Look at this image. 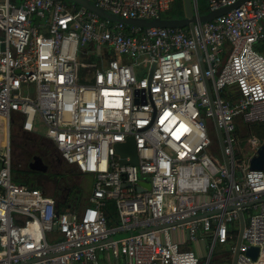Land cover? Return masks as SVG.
<instances>
[{"label": "built area", "instance_id": "1", "mask_svg": "<svg viewBox=\"0 0 264 264\" xmlns=\"http://www.w3.org/2000/svg\"><path fill=\"white\" fill-rule=\"evenodd\" d=\"M88 1L153 21L177 0ZM206 4L200 14L190 0L192 37L188 27L130 26L60 0H0V264H98L99 253L122 264H213L216 246L237 238L238 210L247 216L235 264H264V167H249L264 139L241 131L264 123V0ZM18 121L93 177L83 209L59 212L46 191L13 181ZM129 138L136 164L116 152Z\"/></svg>", "mask_w": 264, "mask_h": 264}, {"label": "rangeland", "instance_id": "2", "mask_svg": "<svg viewBox=\"0 0 264 264\" xmlns=\"http://www.w3.org/2000/svg\"><path fill=\"white\" fill-rule=\"evenodd\" d=\"M199 13L204 14L206 12V0H197ZM93 4L92 1L89 2ZM71 4V3H69ZM184 5L182 0H177L171 5L170 9L161 14L162 18L170 19H182L184 18ZM255 48H259L256 46ZM146 72L147 67L143 68ZM31 96L33 94L31 93ZM40 137L45 135V127L38 126L35 132ZM10 155L12 163V178L17 179L18 183L26 184L29 186H35L43 188L48 194H54V196L60 197L62 193L66 194L70 188V196L75 195L78 197V203H86L88 195L91 193L93 186V177L90 175H76L66 164L59 158L57 151L47 141L38 138L37 141L22 140L17 134L16 129L10 131ZM40 156L46 165L45 172H36L28 170L29 163L32 162L33 156ZM61 200V199H60ZM76 208V207H74ZM106 210L113 216H116V205L115 201L109 200L106 203ZM246 218L247 213H244ZM239 230V228H238ZM234 238L228 241L224 245H217L213 256L216 260L213 264H231V248L236 244ZM209 244V243H208ZM192 250L194 246L189 245ZM202 255L205 257L208 246L201 244ZM104 255L99 253L100 264H104ZM113 259V258H112ZM111 259V260H112Z\"/></svg>", "mask_w": 264, "mask_h": 264}, {"label": "water", "instance_id": "3", "mask_svg": "<svg viewBox=\"0 0 264 264\" xmlns=\"http://www.w3.org/2000/svg\"><path fill=\"white\" fill-rule=\"evenodd\" d=\"M53 1H58V0H53ZM60 1H63L65 4L71 3L77 7H82V8H84L90 12L95 13L96 15H98L101 18L108 19V20L114 21V22H123L127 25H130V26H135V27H140V28H150V27L186 28V27H188L192 33V37H194L193 24L196 22V18L192 17L190 0H183L184 13H185L184 18H182V19L158 18V19H155L153 21H146V20H140V19H126V20L118 19L116 17L108 15L102 9L97 8L94 5L90 4L88 0H60ZM240 2L241 1L235 3L234 5H232L230 7L221 8L219 10L209 12L206 15L199 16L198 21L199 22L211 21L213 18H215L221 14L226 13L228 10H230L233 7L238 6V4ZM198 55L200 56L199 52H198ZM199 59L201 60V57H199ZM201 67L203 70L204 67H203L202 63H201ZM204 81H205L208 97H209L210 101H212V96L210 93V88H209L208 82L205 78H204ZM214 123H215V119H214ZM215 132H216V136H217L218 143L220 146V150L223 154L222 137H221L220 130L216 124H215ZM116 152L119 155V157L123 163L127 162L129 164H136L137 158H136L135 144L133 142V139L129 138L126 140L125 143L117 144L116 145ZM257 153H258V156L253 157L250 160L249 167H250V169H253V170H262L264 167V144L261 145V147L258 149ZM126 158H129V161H126ZM223 161L226 165L228 172L231 173L230 167L228 165V162H227V159L225 156H223ZM28 169L30 171L45 172L46 171V165L44 164L41 157L34 156L32 159V162L29 163V165H28ZM142 187L148 189L149 184L148 183H140V186L138 187L137 190L142 191ZM244 206L246 207L248 205H244ZM244 226H245V218L243 216L242 211L238 210V228H239V230H238V235H237L236 244H235V252L233 253V255L231 257L232 258L231 264H235L238 248H239L240 243H241L242 232H243ZM123 236H125V235L112 237L107 242L117 240ZM257 252H258V249L256 247H251L248 249L247 254L251 258L255 259Z\"/></svg>", "mask_w": 264, "mask_h": 264}, {"label": "trees", "instance_id": "4", "mask_svg": "<svg viewBox=\"0 0 264 264\" xmlns=\"http://www.w3.org/2000/svg\"><path fill=\"white\" fill-rule=\"evenodd\" d=\"M77 8V6H75ZM12 126L14 129L17 130V134L19 135V137L22 138V140L26 139L29 141H37L38 137H36L33 134H26V133H22L19 129V121L18 122H14L12 123ZM241 131L244 135L242 136H246V135H254L260 139H264V123H259V124H251V125H246V126H241ZM246 134V135H245ZM241 136V137H242ZM74 174L76 175H81L79 172L76 171V169L71 170ZM18 183V182H17ZM28 187H32V188H38L35 186H28ZM39 189V188H38ZM78 201V200H77ZM74 202L75 204H70V207H73L74 205H76L78 202ZM85 202V200H84ZM87 202V201H86ZM79 204V203H78ZM67 208V202H58L57 201V210L59 212H63L65 209ZM107 211V210H106ZM108 215V216H107ZM110 215V216H109ZM106 218L108 221V224L111 225L112 223V219L113 221H115L116 217L111 215L108 211L106 212ZM112 218V219H111ZM118 221H116L117 223Z\"/></svg>", "mask_w": 264, "mask_h": 264}, {"label": "crops", "instance_id": "5", "mask_svg": "<svg viewBox=\"0 0 264 264\" xmlns=\"http://www.w3.org/2000/svg\"><path fill=\"white\" fill-rule=\"evenodd\" d=\"M12 129L14 130V128L12 127ZM3 132H4V128H3V126L1 125V123H0V149H2V144H4L3 143ZM38 156V155H37ZM40 157V156H39ZM66 166H68L71 170H73V169H75L74 167H72V166H69V165H67L66 164ZM29 170V169H28ZM77 171V170H76ZM13 179V178H12ZM13 181L16 183V184H21V185H26V184H22V183H17V179H13ZM26 186H29V185H26ZM39 188V187H38ZM73 188V187H72ZM72 188H70L68 191H66V194H64V192L62 193V195L60 196V197H57V196H54V194H53V192H52V194H49V195H51V196H53L55 199H56V202L58 201V202H67V208L64 210V211H68V210H75V211H77V210H81V209H83L84 208V206L86 205V203L84 204V202L83 203H81V204H76V205H74L73 207H70V204L72 205V204H75L74 202H76L77 200H78V197H76L75 195H73V197H69L70 196V193H71V189ZM39 189H42V190H44L43 188H39ZM45 191V190H44ZM90 195V194H89ZM88 195V196H89ZM88 198V197H87ZM61 199V200H60ZM86 201H87V199H86ZM78 202V201H77ZM74 207H76V208H74ZM107 212V211H106ZM108 216V215H107ZM110 216V215H109ZM116 216H117V214H116ZM112 219V218H111ZM116 221H118V218H116L115 219V221H113V219H112V223H111V225H113V224H116ZM103 255H104V264H122L123 263V259H114L112 256H110V255H108V254H106V253H103ZM113 258V259H112ZM112 259V260H111ZM98 264H100V259H99V255H98Z\"/></svg>", "mask_w": 264, "mask_h": 264}, {"label": "flooded vegetation", "instance_id": "6", "mask_svg": "<svg viewBox=\"0 0 264 264\" xmlns=\"http://www.w3.org/2000/svg\"><path fill=\"white\" fill-rule=\"evenodd\" d=\"M166 19H170V18H166ZM34 157V156H33ZM33 157L31 158V160L33 159ZM29 172H30V170H29Z\"/></svg>", "mask_w": 264, "mask_h": 264}, {"label": "bare ground", "instance_id": "7", "mask_svg": "<svg viewBox=\"0 0 264 264\" xmlns=\"http://www.w3.org/2000/svg\"><path fill=\"white\" fill-rule=\"evenodd\" d=\"M2 152V150L0 149V153Z\"/></svg>", "mask_w": 264, "mask_h": 264}]
</instances>
